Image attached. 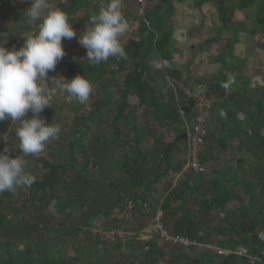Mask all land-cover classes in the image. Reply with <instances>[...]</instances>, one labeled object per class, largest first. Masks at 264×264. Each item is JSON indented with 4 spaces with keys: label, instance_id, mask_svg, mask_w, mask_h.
Segmentation results:
<instances>
[{
    "label": "trees",
    "instance_id": "obj_1",
    "mask_svg": "<svg viewBox=\"0 0 264 264\" xmlns=\"http://www.w3.org/2000/svg\"><path fill=\"white\" fill-rule=\"evenodd\" d=\"M181 1L183 0H157L155 4L148 5L142 16L137 36L127 39L123 44L125 49L123 57H110L100 64H92L86 57L62 62L66 67L65 73L68 79L76 75H85L94 85V90L98 83L103 92L101 97L90 103L91 108L86 114H84L85 111H81L75 116L73 125L80 135L68 141L66 160L31 157L34 163L41 164L43 171L36 177V182L28 188V191L31 198L38 201V210L42 213L38 212L35 222L23 219V225L18 227L19 229L15 227L13 233L9 230L2 232L0 264H67L61 251L57 249L54 238L46 242L39 239L36 234L32 236V233L47 226L43 211L50 206L57 214L64 215L79 208L82 219L77 223L78 228L86 227L93 213H102L107 218V222L104 223L105 230H130L128 219L132 218H126L127 226L120 227L119 224H113L115 219L125 215L120 212L113 214L112 211L121 200H124L123 204H125L123 212L127 211L128 206L132 211H138L136 228L132 229L136 234L147 224L144 221L145 217L154 215L156 210H160L163 221L168 222L173 218L171 225L173 235L184 236L196 244L185 246L182 243L172 244L171 242L172 246H169L168 258H166L163 248H157L153 239L141 240L134 236L122 242L116 236L118 241L120 240L119 248L125 244L129 247V251L126 250L127 256L124 255L125 258L122 260H108L110 264H159L158 262L188 264L190 260L188 258L194 256L189 257V254H193L192 251H195L196 245L200 243H215L231 251L239 245L245 248V255L237 253L220 255L214 248L206 246L205 250L201 251L203 252L201 256L196 255L192 258L196 264H264V241L259 238L260 226L264 227V201H262L264 197V133H262L264 94L261 97L247 96L245 100H240L238 97L242 94L235 91V96L237 95L235 101L234 96L223 97L224 94L218 98L214 96V105L207 117L205 136V141L209 139L215 141L222 150L231 148L230 138L239 137L238 148H243L246 154L257 157L258 174L252 172L254 175L249 177L246 169L243 168V163L247 161L246 156H243L239 158L240 162L236 166L223 165L221 170H215L218 176L210 184L203 181V173L189 172L180 177L174 185L170 181L160 193L155 185L165 180L170 171L178 172L186 159L185 156L184 161L177 160L174 155V149L180 142L184 143L185 151H187L186 130L178 111L177 101L172 91L163 93V85L159 83L160 80H164L165 74L180 80V73L177 69H157L152 65L153 61L168 60L170 57L172 30L168 26L167 19L174 12V2ZM89 2L90 0H66L58 2V6L68 16L84 8L85 16L80 20L82 25L90 18L92 9ZM226 2V0H216L224 27L232 24L231 17L234 9L245 10L255 4L257 24L254 23L255 26L249 29V33L255 35L257 28L264 31V0H239L233 5ZM238 25H241V22L233 29L235 42L239 31L244 28ZM0 28L3 27L0 26ZM30 28L33 27L30 26ZM35 32L31 30L29 35ZM23 44L22 39H16L12 46L6 48L11 50L15 46L19 49ZM106 74L110 76L106 78ZM120 75L122 80L118 97L113 102L108 87L111 84H117L116 77ZM188 77L187 75L184 82L188 81ZM131 94L137 97L138 106L142 108L141 124L137 122L138 117L134 111L129 110L128 97ZM180 98L184 99L182 95ZM113 103L115 106L107 110L111 114L110 120L106 121L102 116L104 109ZM248 106H255L257 111L252 109L244 115L242 120H239L238 113L244 112ZM214 107L217 108L214 109ZM187 117L191 119L189 110ZM87 120L91 122L97 120V124L101 126L106 124L111 131L110 138L92 128L86 123ZM152 123L156 124L154 128ZM121 124L131 125L122 132ZM164 124L171 125L174 134L171 141H164L163 134L158 129ZM131 132H133L132 142L128 141V138H131ZM150 137L152 147L143 148L140 144ZM87 140L90 141L89 144ZM121 141L127 143L131 151L130 161L125 158L119 160L112 155ZM3 147L4 142L0 137V152ZM213 151V146L206 144L201 152V159L205 161L214 157ZM76 152L79 153L78 160ZM111 159L114 160L109 163ZM90 161L101 167L102 180L96 176H86L91 168ZM235 171H241L243 176L241 180L237 179ZM89 179L91 181L88 183V189L85 183ZM238 184H241L247 193V204L241 205L237 211H234V209L226 208V205L229 200L240 198L235 190ZM61 187L65 189L71 187L68 191L70 194L65 200L62 196L63 192H59ZM207 193L209 195H206ZM6 194L8 192L0 193V226L11 229L12 219L6 218L7 215L3 211ZM189 198L196 201L197 205H190ZM96 201L100 203L99 211L91 208L90 205L91 202ZM145 205H148V209ZM219 211H223L222 223L214 229L221 234V239H211L212 243H209L203 231L207 225L204 216L207 212L209 214ZM71 225L75 228L74 224ZM201 232L202 235H200ZM55 235L52 234V237ZM95 255L99 264H103L107 259L106 254L95 252Z\"/></svg>",
    "mask_w": 264,
    "mask_h": 264
},
{
    "label": "rangeland",
    "instance_id": "obj_2",
    "mask_svg": "<svg viewBox=\"0 0 264 264\" xmlns=\"http://www.w3.org/2000/svg\"><path fill=\"white\" fill-rule=\"evenodd\" d=\"M66 1V0H51L52 7H59L58 2ZM228 4H235L239 0H226ZM157 0H147L148 5H153ZM107 3V0H90L89 4L91 7L90 12V18L84 21V23L81 25L80 20L85 16V9L81 8L78 10L74 15L69 16V22L72 24L73 28L77 32V36L71 40H63V46L66 51V55L63 57L62 60H60L56 66V69L54 72H49V77H57V76H64L68 79L65 73L66 67L62 64L64 61H71L75 59H82L86 57L87 50L80 46L78 43L79 37L83 34L84 31H86L87 27H91V18L94 17L96 14H98L100 8L102 6H105ZM31 6V0H0V26L3 28H0V44L5 42L4 46H12L11 44L15 43V40L22 39V41H25V37L29 35V33L32 31L38 30V25L41 23V21H30L27 17L26 10ZM255 4L251 7H248L247 9L243 10L242 12L239 11V13L245 15V21L241 23V25H238L240 27H244L243 29L249 33V29H251L255 24H257L255 19ZM136 9V5L134 0H123V13L125 17L128 18L134 14ZM240 22H236L235 25L239 24ZM23 25V26H21ZM33 27L32 29L30 28ZM137 32L135 33H129L127 30L124 34L121 36V41L124 44L125 41L129 38L136 37ZM244 32H242L243 34ZM256 35V34H255ZM254 35V36H255ZM252 35H246L245 40L249 41L251 39ZM257 40H254V39ZM255 43V47H261L260 45H257V41L264 42V31L262 29L257 28V35L253 38ZM23 46V45H22ZM116 57V56H115ZM236 62V61H235ZM238 66L242 67L244 64V61H237ZM62 64V65H61ZM113 67V66H111ZM237 65H235V70L237 68ZM242 69V68H240ZM110 75L106 74L105 77L108 78ZM117 84H111L109 85L108 89L111 92V96L114 100L118 97V89L121 85L122 76L116 77ZM237 78L235 80V91L239 92L240 94H243V92H246V94L242 97H240V100H245L250 96H260L264 94V86L259 87L257 85H253L250 83L249 86L246 87L247 81L246 79H243L241 77V71L237 70ZM257 81V80H256ZM258 87V88H257ZM51 90L53 91V97L51 101V106L46 107L39 116L46 120V122L54 124H58L61 127V133L59 134V138L56 140H51L47 143L44 151L38 155H29L25 156L24 159L27 161V167L26 170L29 171L31 174H33L35 177H38L43 169L41 168V164L34 163L31 159L37 158V157H45L48 160H66L67 154H68V141L74 140L76 137L80 135V132L75 129L73 123L75 120V116L81 112L85 111L88 112V110L91 108L90 103L94 101L95 99L101 97L102 88L97 83L95 90L90 94V97L88 101L85 104H79L76 101H73L72 103H67L65 100V93H62L55 87V85L51 86ZM167 92L165 89L163 90V93ZM212 98H214L213 95H211ZM251 99V98H250ZM128 101L130 103L129 110H133L135 115L138 117L137 122L141 124L142 115H140L141 107L138 106V99L134 94L129 95ZM115 105L114 103L108 106L104 109L103 112V118L106 121L110 120L111 114L110 111H107L108 109L113 108ZM217 107H214V109ZM257 111V108L255 106H248L245 111H240L238 113V119L241 120L244 118L243 115H245L247 112L251 110ZM28 117L30 118L33 114L29 112ZM208 115H206V119ZM86 123L90 124L92 128H94L96 131H99L101 134H103L108 139L110 138L111 131L109 130V127L104 125H98L97 120L94 122H91L89 120L86 121ZM207 124V123H206ZM131 124H121V130L124 132L129 128ZM153 127L156 125L152 123ZM18 126V122H12L11 119H5L3 121H0V137L3 139L4 147L2 148L1 152L4 151L5 148L9 149V155H11L13 158L18 155H22L21 150L19 147V140L15 135V129ZM159 131L163 134L164 141H171L174 137V134L171 130V125L164 124L162 127H158ZM133 132H131V138H128V141L132 142ZM205 133H207V126ZM262 133H264V127L262 128ZM91 136H89L90 138ZM243 137V136H242ZM239 137L236 138H230L229 142L231 145V148H228L226 150H222L215 141H212L209 139L206 141V144H210L213 146L214 151L212 154L214 157H210L207 160H205V163L207 165V168L205 171H203V181L208 182L209 184L211 181L218 176L215 170H221L223 165H229L231 167H234L237 165L238 162H240L239 158H243V156H246V162L243 163V168L246 169L247 174L249 177L253 176L254 172L255 174L259 173V169L256 168V166L259 164V161L257 160V157L246 154V150L243 148H238L239 144ZM90 141L87 140V144H89ZM143 148L149 149L152 147V139L151 137L144 142L140 144ZM116 149L112 152V155L114 158L122 160L126 159L130 161L131 151L128 148L127 143L120 142L119 145L115 147ZM128 151L129 154H128ZM174 155L177 160L184 161L186 156L185 146L183 142H180L177 144V146L174 149ZM77 160L80 159L79 153L76 152ZM114 159L109 160V163H112ZM94 161V160H93ZM90 167L89 172L86 175L87 177H99L102 180V174H101V167L94 165L92 161L89 163ZM237 179L241 180L243 178L241 171H235ZM170 175L167 176L165 180L162 182H159L156 185L158 188L159 193L164 191V187L167 186L170 183ZM85 183V186L88 188V183ZM174 181V179H172ZM77 184V183H75ZM71 189H60L59 192H63L62 196L64 197L63 200H65L70 193L68 191ZM89 189V188H88ZM236 192L239 194L240 198H233L228 201L226 208L234 209V211L238 210V207L241 205L247 204V193L244 191V188L241 184H238L235 187ZM86 194L87 191H85ZM206 195H209L207 193ZM5 203L3 205V211L6 213V218H11V229H7L4 226H0V237L2 236V232L9 230L10 233H13L15 231V227H21L23 225V219H26L30 222H35L38 218V212H41L38 210V201L34 198H31V195L29 194L28 188H17L15 192H8L6 194ZM262 201H264V197L262 198ZM124 200H121L119 203H117L112 211H116L118 209V212L121 214H125L119 219H115L113 222L114 225L119 224L121 226H127L128 218H132L129 220L130 230H134L135 222L138 220V211H132L129 209V206L127 207V211L123 212V209H125ZM188 203L190 205H197V202L189 198ZM91 208H94L96 211H99L100 209V203L99 202H91L90 203ZM148 209V205H145ZM121 208V209H120ZM225 208V209H226ZM129 209V210H128ZM121 210V211H120ZM150 211V210H149ZM67 212V211H66ZM159 214H158V213ZM42 213V212H41ZM45 213L44 217L47 219V226L43 228L42 230L32 233V236L35 234L38 236L39 239H42L46 242H49L51 238H54V243L57 246V249L61 251V255L66 260L67 264H99V261H97V257L95 255V252L106 254L107 259L104 260L103 264H110L109 261L117 259H123L125 256H127V251H129V247L123 244L119 248L120 240L118 241L117 237H107V238H100L95 234H92L90 232V229H88V226L84 228H78L77 223L81 221V211H79V208H75L70 212V214H57L54 212L53 208H50L48 206V209L46 211H43V214ZM116 214V215H117ZM160 215V211L156 210L154 215H148L145 217V224L148 225L152 222L155 215ZM127 218V219H126ZM223 218V211L219 212H212V213H205L204 219L207 223L206 228L203 230L205 235L207 236V241L209 243L211 239L218 240L221 239V234L214 229L217 225L222 223ZM163 221V218H161ZM172 219L170 221L162 223L163 226L167 229L168 232L171 233L172 231ZM142 220V221H143ZM74 224L75 228L72 227ZM146 224V225H147ZM71 225V226H70ZM145 225V226H146ZM148 225L145 227L147 228ZM30 228V227H29ZM19 229V228H18ZM61 229L62 231H60ZM59 230V231H58ZM259 238L260 240L264 241V227L260 226L259 229ZM52 234H56L54 237H52ZM138 238L141 236L139 234ZM202 235V232L200 233ZM157 245V248H163L162 250L166 253V258H168L167 250L169 246H172L170 244L171 242H166L164 240H161L158 236H152L150 235ZM95 237V238H93ZM98 238V239H96ZM137 238V239H138ZM142 240V239H141ZM122 241V240H121ZM124 242V241H122ZM169 243V244H168ZM21 245V244H20ZM209 245H216L215 243L209 244ZM205 247V246H204ZM97 249V250H96ZM209 249V248H208ZM203 250V246H199L195 248V251L193 250V254H189V257L194 255L193 257H190L188 259V264H196L194 263V260L192 258H195L196 255H202L203 252L199 251ZM109 251V252H107ZM199 251V252H198ZM112 252V253H110ZM235 252L238 253L236 250ZM122 253V254H121ZM228 253L231 252L228 250ZM116 257H111L112 255ZM109 260V261H108ZM161 264V262H158ZM253 263V261H251ZM164 264V263H163ZM240 264V263H238Z\"/></svg>",
    "mask_w": 264,
    "mask_h": 264
},
{
    "label": "clouds",
    "instance_id": "obj_3",
    "mask_svg": "<svg viewBox=\"0 0 264 264\" xmlns=\"http://www.w3.org/2000/svg\"><path fill=\"white\" fill-rule=\"evenodd\" d=\"M26 13L30 21H41L38 30L24 36V44L19 49L13 46L9 50L4 46L6 41L0 44V121L11 119L12 122H18L15 135L19 140L18 148L22 152V155L14 158L8 154L7 148L0 152V193L31 187L36 182V177L26 170L27 161L24 157L42 153L49 141L59 138L61 127L53 122L48 123L39 116L46 107L51 106L54 94L51 86L55 85L59 91L65 93V100L69 104L73 101L85 104L94 90V85L85 75H76L71 79L62 75L49 77V72H54L58 62L67 54L62 41L77 36V32L69 22V16L61 8L52 7L51 0H31V6ZM90 23L92 26L86 28L79 37L78 43L87 50L86 58L92 64H100L110 57L125 55L121 36L128 30L129 22L123 13V0H107L106 5L91 18ZM211 100L210 109L214 105V100L212 98ZM29 112L33 114L30 118L27 115ZM204 142L205 149V137ZM201 162L205 165L202 171L189 170L175 176L181 172L184 163L178 172L170 171L171 183L174 185L180 177L189 172L203 173L207 165L202 159ZM95 214L98 213L92 215ZM159 216L161 220V211ZM87 226L89 229V223ZM139 239L148 240L142 237ZM190 242L188 245L196 244L194 241ZM196 246H203V250L206 246H210L216 253L218 248L228 250L203 243ZM237 247L245 249L237 245L233 250Z\"/></svg>",
    "mask_w": 264,
    "mask_h": 264
},
{
    "label": "crops",
    "instance_id": "obj_4",
    "mask_svg": "<svg viewBox=\"0 0 264 264\" xmlns=\"http://www.w3.org/2000/svg\"><path fill=\"white\" fill-rule=\"evenodd\" d=\"M174 6L173 14L167 19L172 36L170 57L165 61L180 67L178 71L181 78L183 74L186 78L189 76L187 84L191 86L205 83L207 94H210L208 96L218 98L224 94L223 97L234 96L235 101V80L238 79L239 69L241 77L249 81L246 87L250 83L252 86H264V42L263 46L255 47L254 40L257 39L253 38L257 32L247 41L246 35L250 33L244 29L239 31L235 42L233 29L235 22L245 21V15L239 13L243 10L234 9L232 24L224 27L216 0H183L174 2ZM237 61H244L243 66L239 67ZM235 65L239 67L236 70ZM166 75L169 74H165L164 79ZM159 83L164 85L165 82L160 80ZM245 93L243 92L242 96Z\"/></svg>",
    "mask_w": 264,
    "mask_h": 264
},
{
    "label": "built area",
    "instance_id": "obj_5",
    "mask_svg": "<svg viewBox=\"0 0 264 264\" xmlns=\"http://www.w3.org/2000/svg\"><path fill=\"white\" fill-rule=\"evenodd\" d=\"M136 9L133 15L128 18L129 22V33H135L140 26V22L142 16L145 14L148 3L147 0H134ZM153 67L165 68V69H177L180 67L178 65L174 66L168 64L167 61H153ZM165 83L163 90L165 89L167 92H171L174 94L175 100L177 101L178 111L183 120V124L186 130V138H187V151H186V162L184 163L182 170L179 174H174L175 176L181 175L183 172H187L189 170L198 172L205 169L204 163L201 162L200 152L204 149V137H205V123H206V115L208 110L212 107V100L207 95V89L205 83H198L196 85H189L184 80H186L185 75H182L180 80L174 79L170 75L165 76ZM180 95L184 99L180 98ZM191 113V119L189 120L187 117V111ZM118 211V209H116ZM115 212V211H114ZM107 222V218L104 214L98 213L95 215H91L89 217V229L92 234L99 236L104 239L107 237H116L118 236L121 240L128 239L130 237L136 236L138 238L139 234L143 239H148L151 236H158L161 240L169 241V242H179L184 245H188L191 242L183 236H173L168 233V231L163 227V224L160 220V216L157 215L153 218L152 222L148 225L147 228L137 233L132 230H105L104 223ZM238 253L245 255V249L241 247H237L235 249ZM234 250V252H235ZM219 254H226L228 250L219 249Z\"/></svg>",
    "mask_w": 264,
    "mask_h": 264
},
{
    "label": "water",
    "instance_id": "obj_6",
    "mask_svg": "<svg viewBox=\"0 0 264 264\" xmlns=\"http://www.w3.org/2000/svg\"><path fill=\"white\" fill-rule=\"evenodd\" d=\"M257 45L263 46V43L261 41H258Z\"/></svg>",
    "mask_w": 264,
    "mask_h": 264
},
{
    "label": "bare ground",
    "instance_id": "obj_7",
    "mask_svg": "<svg viewBox=\"0 0 264 264\" xmlns=\"http://www.w3.org/2000/svg\"><path fill=\"white\" fill-rule=\"evenodd\" d=\"M229 251H230L231 253H236V252H234V251H231V250H229ZM231 253H230V254H231Z\"/></svg>",
    "mask_w": 264,
    "mask_h": 264
}]
</instances>
